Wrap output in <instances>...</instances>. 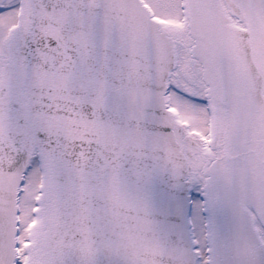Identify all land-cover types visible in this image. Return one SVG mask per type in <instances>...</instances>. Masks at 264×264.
Returning <instances> with one entry per match:
<instances>
[{
    "label": "snow or ice",
    "instance_id": "1",
    "mask_svg": "<svg viewBox=\"0 0 264 264\" xmlns=\"http://www.w3.org/2000/svg\"><path fill=\"white\" fill-rule=\"evenodd\" d=\"M0 264H264V0H0Z\"/></svg>",
    "mask_w": 264,
    "mask_h": 264
}]
</instances>
